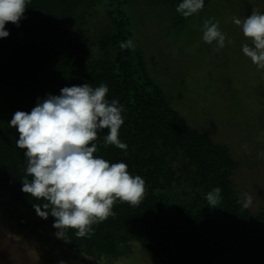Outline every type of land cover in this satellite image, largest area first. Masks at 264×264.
Instances as JSON below:
<instances>
[{
    "label": "trees",
    "instance_id": "16d2710c",
    "mask_svg": "<svg viewBox=\"0 0 264 264\" xmlns=\"http://www.w3.org/2000/svg\"><path fill=\"white\" fill-rule=\"evenodd\" d=\"M128 1L30 0L19 26L6 23L9 36L0 38V196L28 212L23 230L38 237L53 233L90 260L125 257L137 245L154 264H264V212L242 206L234 181L240 162L186 124L153 81L134 42ZM145 1L173 8L180 22L187 19L176 12L182 0ZM211 2L204 0L198 13ZM128 40L134 50L120 48ZM84 83L106 84L107 98L124 107L119 139L127 149L104 147V129L93 141L94 155L126 163L132 176L145 180L146 193L138 206L117 200L115 216L94 223L90 235L66 229L58 237L55 218L44 219L34 208L46 201L22 191L26 150L16 146L19 133L9 123L48 94ZM215 187L222 199L212 208L205 197Z\"/></svg>",
    "mask_w": 264,
    "mask_h": 264
},
{
    "label": "rangeland",
    "instance_id": "374dc122",
    "mask_svg": "<svg viewBox=\"0 0 264 264\" xmlns=\"http://www.w3.org/2000/svg\"><path fill=\"white\" fill-rule=\"evenodd\" d=\"M184 22L173 8L129 0L134 42L148 62L153 81L190 127L210 135L240 162L234 181L241 200L264 212V70L242 52L247 42L233 18L243 20L264 0H211ZM219 21L225 47L203 41L206 19ZM215 22V21H214ZM98 31V30H97ZM231 40L232 43H228ZM246 146V147H245ZM28 212L0 196V264H154L134 245L123 260L94 261L58 243L53 233L33 236L20 227Z\"/></svg>",
    "mask_w": 264,
    "mask_h": 264
},
{
    "label": "clouds",
    "instance_id": "9594fccd",
    "mask_svg": "<svg viewBox=\"0 0 264 264\" xmlns=\"http://www.w3.org/2000/svg\"><path fill=\"white\" fill-rule=\"evenodd\" d=\"M28 3L30 0H0V38L9 36L6 23L19 26ZM203 8L204 0H182L176 12L188 18ZM233 22L241 27L247 41L242 44L243 54L264 70V13L253 7L250 15L243 20L233 18ZM201 31L204 42H215L217 50L225 47L226 34L214 17L203 22ZM120 48L134 50L135 45L128 40L121 42ZM108 91L104 83L98 87L88 83L66 86L59 95L48 94L38 100L30 112H15L9 123L19 133L16 146L26 150L22 191L46 201L34 208L44 219L49 214L55 218L58 237H64L66 229H75L77 237L88 236L94 223L115 216L112 209L117 200L138 206L145 196V180L132 176L126 163L110 164L94 155L98 146L93 141L104 129L109 130L104 147L127 149L119 139L124 107L117 99L109 100ZM205 198L210 207H218L221 188H213ZM241 203L250 207L251 195L245 193Z\"/></svg>",
    "mask_w": 264,
    "mask_h": 264
},
{
    "label": "flooded vegetation",
    "instance_id": "af4514ba",
    "mask_svg": "<svg viewBox=\"0 0 264 264\" xmlns=\"http://www.w3.org/2000/svg\"><path fill=\"white\" fill-rule=\"evenodd\" d=\"M131 251H135V247H134V246L132 247ZM128 254H129V253H128ZM128 254H126V255H128ZM122 258H123V257L116 258L115 260H123Z\"/></svg>",
    "mask_w": 264,
    "mask_h": 264
}]
</instances>
